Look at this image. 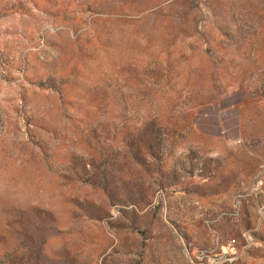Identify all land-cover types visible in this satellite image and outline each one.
<instances>
[{"label": "rangeland", "instance_id": "obj_1", "mask_svg": "<svg viewBox=\"0 0 264 264\" xmlns=\"http://www.w3.org/2000/svg\"><path fill=\"white\" fill-rule=\"evenodd\" d=\"M0 264H264V0H0Z\"/></svg>", "mask_w": 264, "mask_h": 264}]
</instances>
